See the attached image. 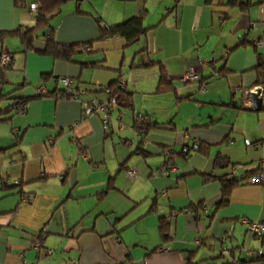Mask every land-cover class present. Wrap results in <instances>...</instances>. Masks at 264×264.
Returning a JSON list of instances; mask_svg holds the SVG:
<instances>
[{"label":"crops","instance_id":"crops-1","mask_svg":"<svg viewBox=\"0 0 264 264\" xmlns=\"http://www.w3.org/2000/svg\"><path fill=\"white\" fill-rule=\"evenodd\" d=\"M31 1L0 0V31L32 26ZM138 15L135 42L98 39L100 24ZM51 24L56 43L79 45L73 61L38 52L45 36L0 41L12 58L0 107L33 97L0 120V264H264V232L246 223L264 224V91L260 110L236 96L264 87V0H68ZM160 66L173 88L156 92ZM190 69L201 82L182 81ZM62 77L78 97L56 95ZM41 85L51 93L34 97ZM87 100L106 103L107 129L83 115ZM204 104L223 109L194 115ZM140 114L169 128L139 133ZM247 170L216 207L219 178Z\"/></svg>","mask_w":264,"mask_h":264},{"label":"trees","instance_id":"trees-1","mask_svg":"<svg viewBox=\"0 0 264 264\" xmlns=\"http://www.w3.org/2000/svg\"><path fill=\"white\" fill-rule=\"evenodd\" d=\"M21 0H15V3H20ZM68 0H32V3L37 5V11L34 15V24L30 27H17L12 31H0V41L3 42L4 38L9 36H15L20 39V42L24 45L25 49L34 47V40L38 36H45V44L44 47L39 49L38 52L50 55L54 58H62L67 61H73V55L79 49V45H63L58 44L53 40V27L51 24L52 18L57 16L60 13V9L63 3L67 2ZM79 3V0H75ZM232 3H235L233 1ZM144 19L142 15L138 16H131L126 20H123L119 23L112 24V25H99V38L104 39L114 36H121L123 37L128 43L135 42L141 35H143L147 31V27L144 25ZM261 65V64H260ZM195 82H201V76L198 73V79ZM118 81H113L108 85V90L120 89V84ZM204 84V83H203ZM202 84V85H203ZM200 85V86H202ZM43 86V85H42ZM173 88L168 75L166 74L163 67L160 66V74L158 79V87L156 88V92H163L165 90H169ZM75 89V87H74ZM62 90L60 87L56 90V95L58 96L59 92ZM47 89L44 93L36 92L35 96L49 94ZM71 97L70 94H63V97ZM17 98V104L8 105L5 107H0V120H2L6 113H8L11 108H15L17 111H21L25 109L27 102L33 97H22ZM245 108V107H244ZM247 108V107H246ZM251 109V108H249ZM132 127L139 133L146 132L152 129H161V128H169V123H158L150 120V118L146 114H140L133 117L132 120ZM197 149L200 152L205 153L207 146L199 144L197 145ZM183 150L181 151V157L184 156ZM175 157V156H174ZM169 158H173V156L169 153ZM173 160V159H172ZM229 160L221 155H216L214 159V166L216 167H223L228 164ZM256 172V170H247L245 172L244 177L238 178L236 176H221L219 178L221 183V196L220 199L216 202V207L225 205L229 199V193L231 188L237 184L246 180L247 178L251 177ZM259 178H264V175H260ZM259 181V180H258ZM205 204L204 202H199L196 207H203ZM159 228L166 238V225L164 224V217L160 218ZM259 258V257H258ZM242 262V261H241ZM232 264V263H229Z\"/></svg>","mask_w":264,"mask_h":264},{"label":"built area","instance_id":"built-area-1","mask_svg":"<svg viewBox=\"0 0 264 264\" xmlns=\"http://www.w3.org/2000/svg\"><path fill=\"white\" fill-rule=\"evenodd\" d=\"M29 10L32 14L35 15L37 11V5L35 3H31L29 5ZM11 55L7 50H3L0 52V76L3 72H5L6 68L11 63ZM204 62V61H203ZM198 79V72L194 69H190L182 76L183 82H195ZM60 84L62 90L59 92L58 96H63L64 93L70 94L73 97H78V91L74 89V81L72 78L69 77H62L60 79ZM122 84H120L121 86ZM264 90V87H253L247 90H244L243 96H242V105L247 108H252L253 106V97L251 96V93H256L257 89ZM206 89L205 85L201 86V91H204ZM46 91V88L44 86H39L37 89V92L44 93ZM260 95V94H259ZM20 112H23L21 110ZM82 113L84 116H90L94 114H100L102 116L101 121L102 125L105 129L109 127L110 124V115L109 111L107 109V105L104 102H98L96 100H87L84 102L82 107ZM173 171L175 170L172 168ZM137 174V170L134 168H128L125 169V175L128 177H133ZM247 227L250 231L253 232H264V224H260L258 222H246ZM32 246H39V243L33 242ZM229 248L226 246L220 247L219 253L220 255H229ZM232 264H243L240 260H235L232 262Z\"/></svg>","mask_w":264,"mask_h":264},{"label":"rangeland","instance_id":"rangeland-1","mask_svg":"<svg viewBox=\"0 0 264 264\" xmlns=\"http://www.w3.org/2000/svg\"><path fill=\"white\" fill-rule=\"evenodd\" d=\"M11 41H12L13 44L16 43V42L18 43L17 39H15V38H13ZM236 96H238V98H237V100H238L237 105H242V101H241V99H239L240 94H238ZM203 101L207 102L206 100H203ZM242 107L244 108L243 105H242ZM205 109H212V110H217V111L220 112L221 109H223V106H221L219 104H215V105L214 104H204L203 108H201L199 110H197L196 108H194V115H198L199 116V115L203 114L204 111H205Z\"/></svg>","mask_w":264,"mask_h":264},{"label":"water","instance_id":"water-1","mask_svg":"<svg viewBox=\"0 0 264 264\" xmlns=\"http://www.w3.org/2000/svg\"><path fill=\"white\" fill-rule=\"evenodd\" d=\"M262 91H264V90H261L258 88L256 93H251V96L253 97L252 110H260V108L262 106V99H261Z\"/></svg>","mask_w":264,"mask_h":264}]
</instances>
